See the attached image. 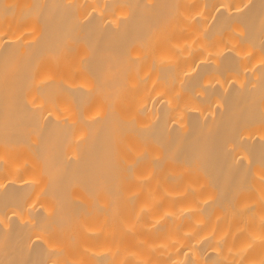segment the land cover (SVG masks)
<instances>
[{
  "label": "bare ground",
  "instance_id": "bare-ground-1",
  "mask_svg": "<svg viewBox=\"0 0 264 264\" xmlns=\"http://www.w3.org/2000/svg\"><path fill=\"white\" fill-rule=\"evenodd\" d=\"M0 264H264V0H0Z\"/></svg>",
  "mask_w": 264,
  "mask_h": 264
}]
</instances>
